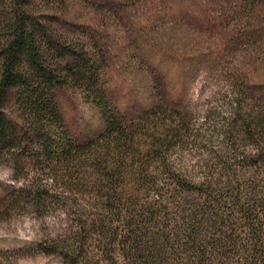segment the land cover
<instances>
[{
  "label": "rangeland",
  "instance_id": "rangeland-1",
  "mask_svg": "<svg viewBox=\"0 0 264 264\" xmlns=\"http://www.w3.org/2000/svg\"><path fill=\"white\" fill-rule=\"evenodd\" d=\"M21 13L89 52L97 95L81 84L55 91L56 139L85 150L52 163L34 158L42 135L9 92L2 112L20 146L0 151V206H14L0 217V264H107L100 232L80 229L104 212L100 196L126 213L130 198L146 204L157 192L167 196L168 174L200 182L226 155L236 154L240 181L263 180L264 154L243 124L257 117L264 128V0L0 2L1 22ZM108 123L121 130L116 157ZM105 155L111 176L100 166ZM29 181L47 191L44 201L34 197L38 208L27 197L13 202Z\"/></svg>",
  "mask_w": 264,
  "mask_h": 264
},
{
  "label": "trees",
  "instance_id": "trees-1",
  "mask_svg": "<svg viewBox=\"0 0 264 264\" xmlns=\"http://www.w3.org/2000/svg\"><path fill=\"white\" fill-rule=\"evenodd\" d=\"M8 1L22 7L28 0ZM88 58L85 48L77 50L31 15L21 13L13 21L8 19V23L0 21V151L20 146L14 144L15 130L2 112L9 92H14L20 106L32 117L38 139L42 135V146L36 150L35 159L60 163L65 159L74 161L83 154L84 147L73 145L68 137L56 139L58 115L54 100L57 89L74 84L89 85L97 95L94 88L97 71ZM261 126L257 117L243 124L245 137L260 144L262 155ZM232 130L235 138L239 136L236 123ZM120 131L108 123L106 142H115L114 157L121 153V144H116ZM106 155L101 157L100 166L111 176L114 162ZM235 157L236 154L226 155L219 165L212 166L223 168V173L218 175L208 169V175L200 182L168 174L161 188L167 191V196L157 192L146 204L130 198L126 213L112 206L115 199L100 196L104 212L98 220L91 219L80 229L100 232L105 240L100 252L107 264H117L116 257L130 264H264V160L258 163L263 180L258 184L244 183L235 171L238 163H231L230 158ZM28 183L29 186L17 190L13 202L27 197L38 208L41 200L34 197L40 193L44 201L47 191L39 192L40 185ZM154 183L147 182L149 187ZM11 207L14 206L4 202L0 217ZM72 257L75 261L77 256ZM84 263L89 264L87 260Z\"/></svg>",
  "mask_w": 264,
  "mask_h": 264
}]
</instances>
